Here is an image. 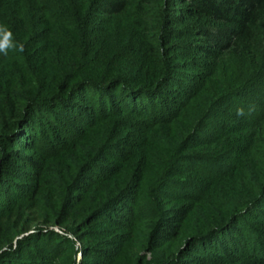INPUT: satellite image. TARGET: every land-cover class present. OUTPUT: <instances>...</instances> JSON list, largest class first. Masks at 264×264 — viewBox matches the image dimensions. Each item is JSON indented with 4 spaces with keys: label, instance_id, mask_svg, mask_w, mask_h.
Listing matches in <instances>:
<instances>
[{
    "label": "trees",
    "instance_id": "trees-1",
    "mask_svg": "<svg viewBox=\"0 0 264 264\" xmlns=\"http://www.w3.org/2000/svg\"><path fill=\"white\" fill-rule=\"evenodd\" d=\"M0 264H264V0H0Z\"/></svg>",
    "mask_w": 264,
    "mask_h": 264
}]
</instances>
